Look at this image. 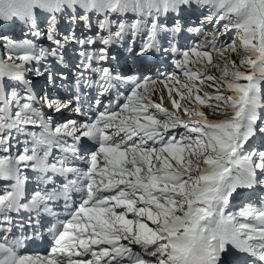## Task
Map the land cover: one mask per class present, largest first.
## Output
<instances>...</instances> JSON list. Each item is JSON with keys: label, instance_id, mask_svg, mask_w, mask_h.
Wrapping results in <instances>:
<instances>
[{"label": "snow or ice", "instance_id": "snow-or-ice-1", "mask_svg": "<svg viewBox=\"0 0 264 264\" xmlns=\"http://www.w3.org/2000/svg\"><path fill=\"white\" fill-rule=\"evenodd\" d=\"M0 264H264V0H0Z\"/></svg>", "mask_w": 264, "mask_h": 264}]
</instances>
